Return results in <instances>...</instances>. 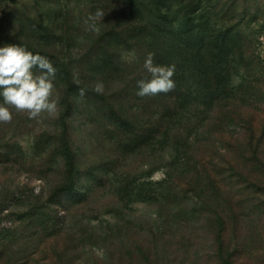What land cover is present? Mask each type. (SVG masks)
I'll return each mask as SVG.
<instances>
[{"label": "rangeland", "instance_id": "1", "mask_svg": "<svg viewBox=\"0 0 264 264\" xmlns=\"http://www.w3.org/2000/svg\"><path fill=\"white\" fill-rule=\"evenodd\" d=\"M66 1L76 9L78 34L96 35L85 20L97 10L105 17L109 0L101 9L98 0ZM253 26L256 41L233 73L237 98L212 111L196 104L208 88L196 87L192 65L178 93L138 96V81L151 79L144 45L126 49L119 68L106 58L102 77L81 71L104 91L77 92L67 138L60 124L63 85L54 83L55 116L29 119L12 109V122L0 124V264H264L263 224L229 220L230 251L220 249L216 200L200 192L219 171L221 181L234 170L255 178L239 154L246 123L264 125V14ZM80 45L73 61L90 48Z\"/></svg>", "mask_w": 264, "mask_h": 264}, {"label": "trees", "instance_id": "2", "mask_svg": "<svg viewBox=\"0 0 264 264\" xmlns=\"http://www.w3.org/2000/svg\"><path fill=\"white\" fill-rule=\"evenodd\" d=\"M120 1L113 4V0H109L108 14L97 21L99 33L84 35L75 29L79 23L74 17L76 9L66 0H0V40L3 38L46 57L57 70L54 83L65 89V108L60 115V124L66 138L74 96L80 89L90 91L94 88L92 78L83 76L81 71L102 77L110 63L106 58L116 67L126 49L136 46L144 45L146 55L153 53L155 65H175L176 93L181 86L178 80L193 69L191 76L195 78L196 87L205 85L208 88L205 93L195 96L196 104L203 105L206 111H212L225 99L237 98L238 83L235 84L233 73L239 71V56H243L256 41L258 33L253 25H257L264 14L261 0ZM104 2L98 0L96 7L104 8ZM124 6L133 13L123 14L121 7ZM82 41L90 48L83 59L76 60L83 63L78 70L72 54L82 48ZM0 47H3L1 43ZM110 55H114L115 60ZM33 71L38 73V69ZM85 95L88 96L86 92ZM109 103L116 107L117 101L113 99ZM112 112L120 114L117 110ZM246 125L248 139L241 146L239 160L242 169L251 164L255 178L235 172L232 167L233 175L223 177V182V172L219 171L211 174L213 178L205 190L200 189L216 200L214 213L220 249L226 247L229 220L249 218L258 222L259 228L261 223L264 226V150L261 148L264 125L262 128L248 122ZM65 146L67 154H71L67 141ZM72 173L69 172V182ZM217 174L219 180L214 177ZM66 187L57 190H66ZM229 251L226 247V252ZM42 264H45L44 259Z\"/></svg>", "mask_w": 264, "mask_h": 264}, {"label": "clouds", "instance_id": "3", "mask_svg": "<svg viewBox=\"0 0 264 264\" xmlns=\"http://www.w3.org/2000/svg\"><path fill=\"white\" fill-rule=\"evenodd\" d=\"M104 15L102 10L90 14L85 20L88 29L98 33L100 28L97 21L102 20ZM153 57L154 54L149 53L143 65L151 79L138 81L137 95L140 97L155 96L175 89L172 79L175 65H155ZM34 69H38V74L34 73ZM56 71L49 59L33 54L23 46L7 44L0 47V97L3 99V103H0V124L12 122V109L26 113L29 119H37L44 113L55 116L58 112V99H53ZM93 91L102 94L103 83L97 82ZM79 94L83 97L85 90L80 89Z\"/></svg>", "mask_w": 264, "mask_h": 264}]
</instances>
